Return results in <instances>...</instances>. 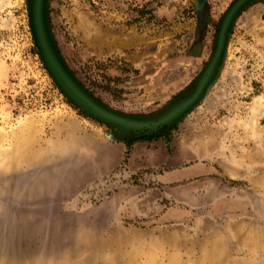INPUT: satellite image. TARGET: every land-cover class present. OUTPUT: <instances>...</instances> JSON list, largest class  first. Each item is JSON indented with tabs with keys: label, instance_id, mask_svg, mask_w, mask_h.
Here are the masks:
<instances>
[{
	"label": "rangeland",
	"instance_id": "obj_1",
	"mask_svg": "<svg viewBox=\"0 0 264 264\" xmlns=\"http://www.w3.org/2000/svg\"><path fill=\"white\" fill-rule=\"evenodd\" d=\"M35 1L0 0V264H264V0H39L107 119Z\"/></svg>",
	"mask_w": 264,
	"mask_h": 264
},
{
	"label": "water",
	"instance_id": "obj_2",
	"mask_svg": "<svg viewBox=\"0 0 264 264\" xmlns=\"http://www.w3.org/2000/svg\"><path fill=\"white\" fill-rule=\"evenodd\" d=\"M247 1L249 0H237L232 5V7L228 10V14L226 13L227 16L228 15L230 16L228 20L226 21V23L224 22L223 27L228 25L229 20L232 19L237 9L241 5L246 3ZM32 16L34 18L35 27H37L39 31V32L38 31L36 32L35 30L33 31L37 47L39 49L42 59L45 61L47 68L49 72L51 73V75L53 76V78L55 79V81L58 83V85L67 95H69L76 101V103L83 105L87 109V111H89L93 115H97L95 111H98L97 112L98 114L101 113L100 114L101 116L99 117L107 119L109 117V114L104 109H102L97 104H95L85 94H83V92L74 84V82L70 79L68 74L65 72V70L62 68L59 61L57 60L53 52V49L50 45L46 30H45L43 17L41 13V5H40L39 0H36L33 6L30 8L31 24H32V19H33ZM227 16L225 15V20ZM197 90L201 91L202 88H199ZM193 101H194V98L192 99L191 97L188 100L187 104Z\"/></svg>",
	"mask_w": 264,
	"mask_h": 264
},
{
	"label": "bare ground",
	"instance_id": "obj_3",
	"mask_svg": "<svg viewBox=\"0 0 264 264\" xmlns=\"http://www.w3.org/2000/svg\"><path fill=\"white\" fill-rule=\"evenodd\" d=\"M229 16H230V15L227 16V19H226V20H228ZM33 23H34V18H33ZM34 24H35V23H34ZM34 28H36V32H37V31H38V28H37V27H34ZM33 30H34V29H33ZM38 32H39V31H38ZM95 112H96V114H98V113H97L98 111H95Z\"/></svg>",
	"mask_w": 264,
	"mask_h": 264
}]
</instances>
